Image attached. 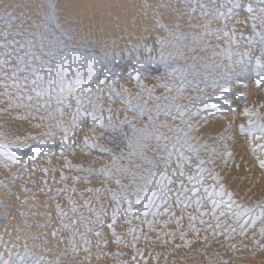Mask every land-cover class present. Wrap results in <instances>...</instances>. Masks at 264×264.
Masks as SVG:
<instances>
[{
    "label": "snow or ice",
    "instance_id": "6c2138e0",
    "mask_svg": "<svg viewBox=\"0 0 264 264\" xmlns=\"http://www.w3.org/2000/svg\"><path fill=\"white\" fill-rule=\"evenodd\" d=\"M181 3L185 5L184 15L189 17L188 26L196 28L200 34L182 35L180 16L164 22L153 13L156 17L154 28L164 38H153L155 48L147 42L137 43L128 45L123 53L135 66L127 72L129 82L137 85L135 93L127 88L117 91L119 81L112 78L116 74L109 67V62L119 61L121 54L87 47L77 32L59 23L52 3L46 4L49 11L42 13L43 23L25 20L23 15L14 16L12 11H8L9 5H4L0 11V21L3 22L0 24V97L8 105V110L13 107L27 109L29 115L44 112L46 121L56 120L54 126L63 134L60 141L62 155L63 149L72 151L78 145L85 152L95 149L111 161L110 166L106 164L99 172L93 173L106 186L89 189L95 200L83 201V212L71 200L68 201V211H61L60 206H56L55 217L59 227L51 230L50 237L58 244L67 243L72 253L78 254V249L90 253L93 243L90 237H95L98 250L110 245L128 249L130 259L123 260L119 252L113 254L122 260V264H147L144 251L138 249V244L142 238L145 243H152L143 235L145 229L160 237V233L155 232L157 226L165 230L174 226V231H165L164 235L173 237L179 234L185 246L189 244L186 239L189 232L194 236L205 233L204 240L211 235L228 241L233 238V233L243 237L251 229L264 240V203L255 208L237 205L233 194L222 186L220 179L208 167L213 163L211 157L217 154L216 150L213 148L205 153L207 159H203L202 149L191 140V133L198 131L192 123L193 118L204 120L202 113L211 110L222 114L218 105H208V99L224 100L229 104L232 115L236 114L226 97L217 95L206 99L207 92L216 93L219 89L230 93L234 82L247 78L254 80L257 89L264 87V0H181ZM149 7L144 5L145 9ZM161 7L168 11L167 5ZM240 13L246 14L252 33L250 37L243 35V29L237 37L236 29L229 23ZM193 19L203 21V31L192 24ZM213 22L220 23L221 27L213 30ZM257 22L261 31H257ZM26 24L30 25V30H26ZM205 37H214L216 46H205L199 50L212 52L214 61H227L226 64L216 63V71L211 76L207 73L213 65L203 64L205 72L201 73L196 69L195 56L192 64L185 62L180 66L178 63L185 59V48L189 53L193 52L195 49L191 45L204 44ZM189 40L191 43H186ZM241 46L247 51L231 50ZM96 51L101 54L96 55ZM141 53H146L147 58L142 59ZM150 65L163 67L165 78L172 83H163L159 87L172 95H155L153 89L141 83V77ZM238 86L247 87V84ZM187 92L195 95H185ZM243 115L247 118V126L240 125L239 135L254 145L252 151L259 154V166L264 169V123L251 109L245 108ZM86 127L118 139L119 154L114 155L111 149H103L90 142V139L99 137L90 138L85 134L80 140L79 136ZM47 135L51 136V133ZM227 139L231 137H220L221 142ZM11 147L0 144V149H4L0 151V160L16 164L17 157L9 155ZM220 155L225 161L231 157L226 144ZM67 163L65 161L66 167ZM24 164L23 170L27 171V162ZM4 166L8 168L10 165L6 163ZM69 171L81 172L84 169L70 168ZM209 177L215 182L214 186L208 185ZM17 179L20 177L14 173L13 182ZM66 179L61 172L60 180ZM72 179L74 183L79 180L77 177ZM88 179L85 176L83 181ZM0 187L7 191V184H0ZM8 194L12 195L11 192ZM101 195L104 196L103 201ZM217 197L221 198L219 202ZM137 206L141 207L137 209ZM222 206L226 211L221 210ZM232 206H235V215ZM205 208L209 210L205 211ZM245 216L248 218L243 219ZM0 219L6 220L7 214ZM229 220L232 223H228ZM184 221L189 222L188 231L184 230ZM35 227L51 229L52 225ZM117 228L125 230L118 232ZM61 232L68 233V236L58 238ZM105 233L108 234L107 239L103 238ZM7 244L0 238V246L4 248L0 252V264H59V260L44 259L51 253L44 252L39 245H34V250L30 251L27 240L22 252L19 248H8ZM253 244L264 251L255 238ZM230 247L235 250V245ZM113 256L102 252L97 255V260Z\"/></svg>",
    "mask_w": 264,
    "mask_h": 264
},
{
    "label": "rangeland",
    "instance_id": "374dc122",
    "mask_svg": "<svg viewBox=\"0 0 264 264\" xmlns=\"http://www.w3.org/2000/svg\"><path fill=\"white\" fill-rule=\"evenodd\" d=\"M6 1H7V3H6ZM3 0V1H1L0 2V8H1V5H2V10L0 9V11H3V9H4V4L6 5H9V6H11V7H9L8 9L11 11H13L14 12V15L16 16V17H18V16H21L22 14H23V16H25V14H26V16H25V18L26 17H28V18H26L25 20H34V21H39L40 23H42V21H41V19L43 20V17H42V13H44V12H48L49 11V9H47V7H46V4L47 3H52L53 5H55V8H56V16H57V18H58V21H59V23L64 27V28H68V29H72V30H74L75 32H77L78 34H79V36L81 37V38H83L84 40H85V43H86V46L88 45V47L89 48H92V49H101V48H104V49H106L108 52H110L111 53V51H112V53H115V52H118L119 51V54H121V55H123L122 53H124V51H125V49L127 48V46L130 44V45H135L134 44V42L136 43H143V41L144 40H146V31H144L143 30V32H145V33H143V35H142V39H141V34H139V35H137V37L136 36H133V35H131L130 36V34L129 33H127L126 31H124V32H122L121 33V31H123V29H122V27L118 30V28H117V24H116V22H117V19H116V17L120 14V4L122 3L121 1H117V0H112V2H114V4H115V7H116V10L110 15V14H108L107 16H104L103 14H102V12H98V8H96V9H92L93 7L91 6V7H88L85 11H83L82 9H84V5H85V1L83 0V2H85V3H83L82 1H79V2H77L78 0H76L75 2H73L74 3V5L72 4V6H70V1H67V3H62V2H60L59 0H29V2H28V0H25V2H24V0H15L16 2H17V4H15L16 2L14 1V0ZM9 1V2H8ZM19 1V2H18ZM21 1V2H20ZM32 1V2H31ZM33 1H34V3L35 4H33ZM61 1H63V0H61ZM4 2V3H3ZM22 2H23V4L26 6V8L24 7V5L22 4ZM60 2V3H59ZM117 2V3H116ZM28 3V4H27ZM37 3V4H36ZM68 3H69V5H68ZM12 4V5H11ZM14 4H15V6H14ZM59 4V5H58ZM61 4H63V7H64V5L67 7V5H68V10H67V8L65 7L64 9H63V7H62V5ZM67 4V5H66ZM76 4V5H75ZM79 4H81V7H80V5ZM145 4H148L150 7L149 8H147V9H145L144 8V5ZM28 5V6H27ZM30 5H31V9H30ZM41 5V6H40ZM117 5V6H116ZM162 5H167L168 6V13L170 14V15H172V16H176L177 14H178V12H176V11H182V10H184V7H185V5L184 4H182L181 3V0H156V4L155 5H151V3L149 2V1H145V0H143L142 1V4H141V7H140V9L138 10V11H135L134 13H136V15H138V16H140V17H145L147 14H149V13H151V11H152V9L155 7V9L157 10V11H160V15L159 16H161L162 15V13L163 12H165V10H164V8L163 7H161ZM19 8V7H21L22 8V6H23V8H22V11H21V9H20V12H19V9L17 8V7ZM33 6V7H32ZM59 6H61V7H59ZM17 8V9H15V8ZM27 7H29L28 9H27ZM37 7V8H36ZM73 7V8H72ZM77 8V12H78V14H77V12H76V8ZM114 7V5H110V9L108 10L107 8H106V11H104V12H106V13H111V9ZM11 8H13V9H11ZM42 8V9H41ZM60 8V9H59ZM71 10H70V9ZM26 9V10H25ZM34 9H36V10H34ZM37 9L40 11V9H41V11H40V13H39V11H37ZM81 11H80V10ZM182 9V10H181ZM8 10V11H9ZM33 11L32 13H31V11ZM64 10V11H63ZM67 10V11H66ZM75 11V13L77 14H75L73 11ZM88 10V11H87ZM26 11L28 12V13H26ZM83 11V12H82ZM108 11V12H107ZM16 12H18V14H16ZM23 12V13H22ZM37 12H38V14H37ZM72 12V13H71ZM183 12V11H182ZM25 13V14H24ZM30 13V14H29ZM74 13V14H73ZM79 13L81 14V15H79ZM83 13H85V14H83ZM19 14H21V15H19ZM31 15V16H27V15ZM61 14H62V16H63V14H67V15H64V17H62L61 16ZM72 14V15H71ZM198 14H199V12H198ZM18 15V16H17ZM33 15H34V17L36 18H34L33 17ZM41 15V16H40ZM72 16V17H70V16ZM73 15H75V17L73 16ZM254 15H255V13H254ZM38 16H40V17H38ZM66 16H67V19H66ZM69 16V17H68ZM79 18H78V17ZM81 16V17H80ZM86 16V17H85ZM184 16H186V15H184ZM183 16V17H184ZM246 17V16H245ZM39 18V19H38ZM69 18V19H68ZM77 18H78V20H77ZM66 21H65V20ZM71 19V20H70ZM62 20H64V21H62ZM68 20V21H67ZM18 22H19V20H17ZM1 23L0 24H2L3 22L2 21H0ZM165 22V21H164ZM124 25L126 24L125 22L123 23ZM122 24V25H123ZM213 27V28H212ZM214 27H216V28H218V26H215V24H213V26L211 25V28L212 29H215ZM259 23L257 22V30L258 31H261L260 29H259ZM249 29H251L250 27H249ZM26 30H30V29H26ZM250 31L251 30H249V35L251 36L252 35V33H250ZM113 32H114V34H113ZM121 33V37H120V33ZM119 33V34H118ZM161 33V32H160ZM126 34H127V36H126ZM145 34V35H144ZM155 34H157V33H155ZM155 34H153L152 36L153 37H156V36H159L158 34L157 35H155ZM114 36H115V38H114ZM117 36V37H116ZM122 36H124V37H122ZM132 36L134 37V38H132ZM149 36H151V34L149 35ZM249 36V37H250ZM118 37H119V39H118ZM131 37V38H130ZM144 37V38H143ZM128 38V39H127ZM140 40H139V39ZM115 39V40H114ZM127 39V40H126ZM129 39H133V40H129ZM139 40V41H137V40ZM144 39V40H143ZM142 40V41H141ZM126 41V42H125ZM145 42H147V41H145ZM153 42H154V40H153ZM133 43V44H132ZM136 43V44H137ZM127 44V45H126ZM110 48H111V51H109L110 50ZM115 50L114 52H113V50ZM121 52V53H120ZM208 53V52H207ZM210 53H212V52H210ZM95 54L96 55H100L101 53H100V51H96L95 52ZM120 55V60L119 61H116V60H112V61H110L109 62V67H111V69H112V72L113 73H115L116 75H113V79H117L119 82L117 83V85H116V88H117V91H120L122 88H127V89H129V91L131 90V93H135L136 91L135 90H137L138 91V88L137 87H133V86H137L136 84H135V82L133 83V82H129V79H128V75L126 74L127 72H125V70H127L128 68L129 69H134V65L133 64H131L130 62H129V59H128V57H125L124 55L123 56H121ZM141 55V58L142 59H146L147 58V54L146 53H141L140 54ZM211 55H213V54H211ZM145 56V58H143ZM121 57H123V58H121ZM205 57V56H204ZM203 57V58H204ZM208 57V58H207ZM207 57H206V60L204 61L205 63L206 62H208L210 65H212L211 64V59H210V56L207 54ZM123 59V61H121ZM209 59V60H208ZM179 62H182V61H179ZM187 63H188V61H186ZM119 63V64H118ZM184 64H185V61L183 62ZM182 63V64H183ZM214 63L216 64V63H218L216 60L214 61ZM213 63V69H211L212 70V72L211 71H208L210 74H212L213 72H215L216 71V69H215V67H214V64ZM181 63H179V65H180ZM182 64H181V66H182ZM184 64H183V66H184ZM207 64V63H206ZM200 66L198 67V68H196L199 72H200V70H201V73L203 72V71H205V68L202 66L203 65V62L202 63H200L199 64ZM127 68V69H126ZM200 69V70H199ZM209 73H207V74H209ZM102 77V76H101ZM117 77V78H116ZM166 74H165V72H164V69H163V67H159V66H148L147 67V69L145 70V73L142 75V77H141V83H143L144 85H145V87L146 88H151V89H153V91H154V94L155 95H158V96H163V95H165V94H167V95H172L171 93H166V90L165 89H162V88H160L159 87V85L160 84H163V83H172V81L171 80H167L166 78ZM103 78V77H102ZM144 81V82H143ZM253 82V80H252V78H247V79H245V80H242V81H237V82H235L236 84H242V83H246L247 85H250L251 83ZM249 83V84H248ZM132 87V88H131ZM135 88V89H134ZM134 89V90H133ZM258 91H260L259 89H258ZM189 93L190 92H188L187 94L189 95ZM146 94V93H145ZM186 93H185V95H187ZM229 94H231V95H229L230 97H232V98H235L239 103H248V106L250 107V108H247V109H251L252 110V112L253 111H255V112H253L254 114H257L258 113V116H257V119L261 122V123H264V110H263V107L261 108L259 105H260V103H259V101H258V103H257V101H256V103H255V101L253 102H251V104L252 105H250L249 104V96L248 95H245V94H237L235 91H233V89H231V92L229 93ZM192 95V93H190V95L189 96H191ZM226 95H228V94H226ZM240 96L241 98L240 99H237L236 98V96ZM248 97V98H247ZM0 99H2L1 101L3 102V98L2 97H0ZM207 99V98H206ZM209 101V100H208ZM212 102V101H211ZM211 102L209 101L208 102V105H210L211 104ZM179 103H187V101H179ZM210 103V104H209ZM255 103V104H254ZM2 104V105H1ZM3 104H5L4 102L3 103H1L0 102V109H2L3 107H5V105H6V108H3L2 110H0L1 112H0V115H2V116H0V127H1V129H0V135H2V133H4V131H3V129L5 130V137H7L9 140H10V143H9V140H7V138H5L3 135V137H1L0 136V144H1V142L3 143L4 142V140H5V142L6 143H4V144H7V142H8V144L7 145H11L12 147H11V149H10V154L11 155H16V157H17V161H16V163H18V162H22V160L23 161H25L26 160V158L28 159V158H30V160L33 162V163H38L40 160L39 159H41L42 157H43V153H44V150H43V147H41V146H43V144L42 143H48V141L50 142L53 138H51V136H53L54 134L55 135H59V129L57 130V129H55L56 127L54 126L55 125V123L57 122L56 120H54V122H53V120H45V117H46V113H44V112H39V113H37V112H32L31 113V115H29V113L27 112V109L24 111V110H20V109H18V111H17V108H15V107H13L12 108V110L14 111L15 110V116H14V113L12 114V110H11V112L10 113H7V115H6V112H8L9 110H8V105L7 104H5V105H3ZM253 104H254V106H253ZM262 104H264V101H263V103ZM207 106V105H206ZM256 106H258L257 108H256ZM149 107H152V105L151 104H149ZM252 107H253V109H252ZM255 107V108H254ZM260 108V110H258ZM5 109V110H4ZM256 109H257V111H256ZM3 111V112H2ZM5 111V112H4ZM21 111V112H20ZM228 111L230 112V109H228ZM2 113V114H1ZM21 113V114H20ZM23 113H25V116L23 115ZM27 113V114H26ZM231 113V112H230ZM10 114V115H9ZM18 114V115H17ZM203 114V113H202ZM3 115H5V116H3ZM21 115V116H20ZM23 115V116H22ZM212 116H210V118L209 119H214V120H216L217 118H219V114H216V113H214V114H211ZM230 115H232V113L230 114ZM6 117V118H5ZM18 117V118H17ZM213 117V118H212ZM2 118V119H1ZM5 118V119H4ZM220 119V118H219ZM7 120V121H6ZM4 121V122H3ZM6 121V122H5ZM194 121H197V122H194ZM51 122H53V124H51ZM200 122L202 123V120H200L198 117L197 118H193V121H192V123H193V125L195 126V127H197L198 129H200L199 131H200V133H201V131L203 132V133H209V134H212V137H211V135H209L208 133L205 135H203V133H198V131H197V133L198 134H196V131L195 132H193V134L191 133V140L193 141V144L194 145H196V146H198V147H201L202 146V148L201 149H203V148H205V147H203V144L204 145H209V143H210V141H211V146H214V147H216V149L214 148V147H211V148H209V149H215L216 150V152L218 153V150H219V155L218 154H216L218 157H216V155L215 156H213L214 157V159L211 157V159H213L212 161H213V163H211L210 165H208V167L209 168H211V169H214L213 171H214V173L217 175L218 173H219V175H218V178L220 179V181L222 182V184H224V185H222L228 192H231L232 194H233V199L235 198L236 199V197H237V199L235 200L237 203L236 204H238V203H240L241 201H243L242 202V204H239V205H244V207H248V208H255L258 204H262L263 202H261L262 201V198L261 197H259V198H257V196L259 195V193H258V183H257V181H254V179H257L256 177H255V175H254V172L253 173H250V171H249V169H247L246 170V174H244L245 173V170L243 171H241L240 172V174L238 173H234V174H232V171L230 170L232 167L231 166H233V163H234V156H233V154H231V157H232V160H231V157L227 160L228 162H226L224 159H222L221 158V156H220V151H222L223 152V148H224V145L226 144L227 145V147H228V151L230 150H232L231 149V147L233 146V139L231 138V139H228L227 141L226 140H224L223 142H221V140H219L220 139V137L219 136H223V131L222 130H219V129H217V128H215L216 127V125H214L212 128H208V129H206V131L204 130L205 129V127H206V125H203V124H201L200 125ZM1 123H2V126H1ZM8 124V126H6L7 124ZM19 123V124H18ZM21 123H24V125L23 124H21ZM12 125V126H10V125ZM16 124H18V126L19 125H21V126H19V128H18V126L16 125ZM50 124V125H49ZM5 126V128H4V126ZM13 125L16 127V128H14L13 127ZM22 125H23V127H25L24 129H23V127H22ZM53 125V126H52ZM50 127V129L48 130V128ZM53 127V129H51L52 127ZM66 126V125H65ZM203 126H204V129H203ZM8 127H12V128H14V130H15V133H14V130L11 128V130L8 128ZM22 127V128H21ZM55 127V128H54ZM7 128V129H6ZM201 128L203 129V130H201ZM213 128L216 130L215 132H213L214 130H213ZM17 129V130H16ZM21 129V131H19ZM9 130V133H7L6 131H8ZM13 130V131H12ZM48 131V132H46V131ZM54 130V132H52ZM208 130V131H207ZM211 130V131H210ZM213 130V131H212ZM17 131V132H16ZM19 131V132H18ZM51 131V133H53V134H51V136H49V135H47L49 132ZM55 131H57V132H55ZM10 132H11V134H10ZM47 134H46V133ZM88 133V134H90V135H88L90 138L91 137H93V136H96V137H99L98 139H96V140H92V139H90V141H91V143H94V144H99L100 145V147L101 148H103V149H111V147H109V145L108 144H111V145H113L114 147H119V144H120V141L118 140V139H116V138H114L111 134H103V133H100V132H94V131H91L90 130V128L89 127H86L85 128V130H84V132H82L83 134L84 133ZM213 132V133H212ZM18 133H19V135H18ZM44 133V134H43ZM57 133V134H56ZM86 133V134H87ZM216 133V134H215ZM220 133H222V134H220ZM7 134L9 135V136H11V137H8L7 136ZM82 134V136H81V134H80V140L81 139H83L84 138V135ZM195 134V135H194ZM14 135V136H13ZM15 135H17V136H15ZM42 135V136H41ZM45 135V136H44ZM60 135H61V132H60ZM197 135V136H196ZM203 135V136H202ZM208 135L210 136L209 138H210V140H208L209 138H208ZM20 136H21V138H20ZM24 138H23V137ZM39 136V137H38ZM44 136V137H43ZM62 136H63V134H62ZM194 136V137H193ZM198 136L200 137V138H198ZM202 136V137H201ZM213 136H215V137H213ZM12 137L15 139V142L13 141V139H12ZM16 137H17V140H16ZM31 137H35V139L37 138L38 139V141L36 142L35 141V139H31ZM41 137H43L42 139H41ZM47 139H46V138ZM83 137V138H82ZM204 137V138H203ZM217 137V138H216ZM193 138V139H192ZM196 138H198V140L196 139ZM203 138V139H202ZM206 138H207V140H206ZM21 139L23 140V141H21ZM36 139V140H37ZM201 139V143L199 142V140ZM7 140V141H6ZM44 140V141H43ZM47 140V141H46ZM195 140H196V143L198 144H196L195 143ZM203 140H205L204 142L206 143H203L202 141ZM214 140V141H213ZM217 140H219V142H218V144H217ZM231 140H232V142H231ZM12 141L14 142V143H12ZM18 142V143H17ZM22 142V143H21ZM37 144H35V143ZM40 142H42V143H40ZM107 142H108V144H107ZM230 142H231V144H230ZM34 143V144H33ZM199 143H200V146H199ZM221 143L223 144L222 146L223 147H221ZM229 143V144H228ZM249 143H251V142H249ZM248 143V144H249ZM39 144H41L40 146H39ZM214 144V145H213ZM216 144H217V146H218V148H217V146H216ZM220 144V145H219ZM248 144L246 145V148H247V152H249V153H251V155H250V160H248V162H249V166L250 165H254V166H258L259 167V169L261 170L262 168H260V159H259V155L258 156H256L257 154H255V156H254V154H253V152L251 151L252 150V148H253V144L251 143L249 146H248ZM14 145V146H13ZM252 145V146H251ZM31 146H33V148H31ZM61 145L60 144H58V145H56V147L57 148H60L61 150H62V148L60 147ZM210 146V145H209ZM36 147H38V148H36ZM55 147V148H56ZM38 150V151H36V149ZM40 148L42 149V150H40ZM77 148V149H76ZM208 148H205V150L203 149L202 151H201V156H202V158L203 159H207V157H206V155H204L205 153H207V152H209L210 150H208ZM222 148V149H221ZM230 148V149H229ZM33 149H35V151H36V153H38V152H40L39 154H36L34 151H33ZM0 150H3V149H0ZM208 150V151H207ZM4 151V150H3ZM12 151V152H11ZM69 150H67V148H65V149H63V152L65 153L64 155H60L58 158H57V160L59 161V162H64L65 163V159H66V161L68 162V159H69V162H68V166H69V164L71 165V166H69V168H67L66 169V176H67V178L69 179L70 177H71V180H68V181H71L70 182V184H71V186H74V185H77L78 183V185H82V187H85V188H87L86 190H88V192H89V189H90V187H91V189H93L92 187H94V189H96V187L97 186H95L94 185V182H95V180H97L98 182L96 183V185H98L100 188H103V187H105L106 185L102 182V180L101 179H98V178H96L94 175H93V173H96V172H99V170H100V167L101 168H103L105 165H106V162L107 161H109V162H107V165H109L110 166V164H108V163H110L111 161H110V158L107 156V155H105V154H103V153H101V152H99V151H96L95 149H90V150H88L87 152H85V151H83L81 148H80V146H78L77 147V145H75L74 146V150L73 151H69ZM206 151V152H205ZM32 152H34L33 154H36V156L35 155H33L32 154ZM67 152V153H66ZM112 152H113V154L114 155H118L119 154V152H120V150L119 151H114L113 149H112ZM33 156H35V157H33ZM68 154V155H67ZM74 155L75 154V156H78L79 154V156H78V158L80 157V156H82V154H83V156L81 157V159L79 160L80 161V163H79V161H77L76 160V162H77V164H79V165H77L76 166V163L74 164V160L72 159V156H70V155ZM204 155V156H203ZM63 156V157H62ZM86 156L88 157V158H86ZM34 158L33 160H32V158ZM62 157V158H61ZM70 157V158H69ZM83 157H85L86 159H84ZM205 157V158H204ZM220 157V158H219ZM65 158V159H64ZM93 159V160H90V159ZM21 159V160H20ZM25 159V160H24ZM94 159L96 160V163L98 164H96L95 163V161H94ZM98 159H102V160H98ZM29 160V159H28ZM71 160V161H70ZM83 160V161H82ZM85 160V161H84ZM98 160V161H97ZM103 160H105V164H104V161ZM215 160H217V162L215 161ZM230 160V161H229ZM87 161H90V162H87ZM71 162H73V163H71ZM252 162V163H251ZM222 163V164H221ZM231 163H232V165H231ZM86 164V165H85ZM94 165L93 167L91 166V165ZM216 164H218V166L216 165ZM221 164V165H220ZM226 164V165H225ZM230 164V165H229ZM96 165V166H95ZM225 165V166H224ZM240 165V164H239ZM238 165V166H239ZM67 166V167H68ZM228 166H230L231 168H228ZM249 166L247 167V168H249ZM64 167H66L65 165H64ZM82 168V169H84L85 168V170L84 171H81V172H75V171H71V172H69V169L70 168ZM217 167H218V169H217ZM222 167V168H221ZM225 167V168H224ZM227 167V168H226ZM89 168V169H88ZM93 168V169H92ZM226 169V170H224V169ZM87 169V170H86ZM222 169L224 170V171H222ZM94 170V171H93ZM217 172H216V171ZM228 170V171H227ZM263 170V169H262ZM222 171V172H221ZM68 172V173H67ZM225 172V173H224ZM263 173H264V170L262 171ZM72 173H73V175L74 176H72ZM71 175V176H69V175ZM221 174V175H220ZM222 175H223V177H222ZM225 175H227V177H225ZM230 175V176H229ZM247 175H250V180H249V183H247V181H248V178H249V176H247ZM65 176V177H66ZM85 176H88L89 177V179L87 180V182H84L83 181V178L85 177ZM244 176V177H243ZM73 177H77V178H79V180H78V182H73L72 183V181H73ZM230 177V178H229ZM232 177H234V178H232ZM252 177V178H251ZM243 178V179H242ZM247 180H245V179ZM209 179H210V177H209ZM224 179V180H223ZM228 179V180H227ZM229 179H230V181H229ZM238 179V180H237ZM239 179H240V181H239ZM245 180V181H244ZM99 181H100V183H99ZM233 181H234V184H233ZM235 181H237V182H235ZM239 181V182H238ZM252 181H253V183L255 184V182H256V185H254L253 183H252ZM92 182V185H94V186H90V183ZM208 182H209V184H210V187L211 186H214V183L215 182H213L211 179L210 180H208ZM224 182V183H223ZM227 182H228V184H227ZM231 182V183H230ZM245 182V183H244ZM230 183V184H229ZM242 183H244V187H243V184ZM86 184V185H85ZM102 184V185H101ZM208 184V185H209ZM237 184H238V190H237ZM248 186V188L247 187H245L246 185ZM85 185V186H84ZM90 187H89V186ZM231 185V186H230ZM88 186V187H87ZM108 187H111V185H107ZM226 186V187H225ZM229 186V187H228ZM243 188H242V187ZM250 186H252V188H250ZM234 187V188H233ZM240 188H242L243 190H241ZM246 188V189H245ZM0 189H3L2 191L5 193V188L4 187H0ZM251 189H254L253 191L251 190ZM218 190V189H217ZM230 190H232V191H230ZM237 192H236V191ZM234 191H235V193H234ZM239 191V192H238ZM242 191H243V193H242ZM249 192L248 194H246L247 192ZM252 193H251V192ZM256 191V192H255ZM246 192V193H245ZM255 192V193H254ZM6 193H9L8 192V190L6 191ZM5 193V194H6ZM90 193V192H89ZM88 193V194H89ZM238 195H237V194ZM245 193V194H244ZM258 193V194H257ZM235 194H236V196H235ZM241 194H242V196H241ZM244 194V195H243ZM251 194V195H250ZM248 195V196H247ZM90 196H91V199H92V201L94 202V200H95V197H94V195L91 193L90 194ZM244 196V198H242ZM246 196V197H245ZM249 196H250V198H252V199H250L249 198ZM253 196V197H252ZM52 197V198H51ZM255 197V198H254ZM239 198H240V200H239ZM249 198V200H247V199ZM217 199V198H216ZM219 199H221V198H219ZM247 201L248 202V204H251L250 206L247 204V203H245V201ZM254 199V201H252ZM52 200V201H51ZM101 200L103 201L104 200V196L103 195H101ZM226 200V199H225ZM256 200L258 201V202H256ZM260 200V201H259ZM53 201H55V197L54 196H49L48 197V202L50 203H52V204H55V202H53ZM217 201L219 202L220 200H218L217 199ZM250 201V202H249ZM253 204H252V203ZM3 203L1 202V200H0V211L2 212H0V217H3V216H5L6 214H7V219L6 220H3V219H0V225H3V224H5L6 223V221H8V218H9V214H8V212L7 211H5V212H3V210L5 209V208H3ZM97 207H99L98 205H97ZM139 207H141V206H137V209H139ZM137 209H134V210H137ZM232 209H233V215H235V206H232ZM206 210H209L208 208L206 209ZM205 210V211H206ZM221 210H225L226 211V209H223V206H222V209ZM219 211V210H218ZM23 212V211H22ZM20 212L19 213V215H18V218H19V220L21 221V222H23V224L27 227V230L29 229V230H32V231H28L29 232V235H30V237H33L34 235H35V233H34V229L36 228L35 227V220H33L32 218H31V216H30V213L28 214L27 212ZM21 213L23 214V215H21ZM248 217L247 216H245V217H243V219H247ZM189 222L188 221H184V230L185 231H188L187 230V224H188ZM228 223H232V221H228ZM198 227H199V224L197 225ZM257 227H259V225H257ZM156 230H155V232H157L158 230H159V233L160 232H162L161 234V236L158 238L155 234H154V232H152V231H149V230H147L146 229V231H148V232H152L151 233V235L152 234H154L155 236H150V237H148V239L149 240H151V241H153L152 242V244H154V240H155V244H156V242H158V241H160V240H162V239H164V241L162 242V241H160V244L159 243H157L156 244V246H158L159 248L160 247H162V249H164V254L166 253V255L168 254V252H169V254L167 255V257L168 258H166V257H164V258H166V260L164 259V260H161L159 263L160 264H166V262L168 261L167 259H169L170 258V260L172 261V263H171V261L169 260V262H168V264H176L177 262V260H178V262L179 263H177V264H222V262H226V264H264V251H262L261 250V248L260 247H257L256 246V244H253V238H255V239H257V240H259V241H257L256 240V242L259 244V245H261V247H264V240H262L261 241V239H260V236L258 237V232H256V231H253V230H251V229H248L247 230V234H250L249 236H247V234L246 235H244L242 238H243V240L241 239V237L240 236H237L235 233H233V238L232 239H234V240H232V239H229L228 241H223L222 239L223 238H221L220 240H217V239H215V238H213L212 239V237H211V235H209V239H208V241H210L209 243H208V241L207 240H204V236H205V233H201L200 234V236H194V235H191V232L190 233H188V235H190V237H186V238H188L187 240L188 241H190L189 242V244L185 247V246H183V241L181 240V238L179 237V234H177V235H175V236H173L172 238H173V240H172V238L170 239V237H168V236H165L164 235V233H165V231H174L175 230V228H174V226H170L168 229H160L158 226L155 228ZM31 232V233H30ZM34 235H33V234ZM150 233H148L149 235H150ZM256 233V234H255ZM258 233V234H257ZM33 235V236H32ZM178 236V237H177ZM237 236V237H236ZM152 237V238H151ZM156 237V238H155ZM174 237H176V238H174ZM236 237V238H235ZM247 237V238H246ZM166 238V239H165ZM154 239V240H153ZM159 239V240H158ZM190 239V240H189ZM241 239V240H240ZM169 240H171V241H173V243L171 242V244H170V242H169ZM197 240V241H196ZM199 240V241H198ZM202 240H204V242L202 241ZM214 240V241H213ZM217 240V241H216ZM223 241V242H220V241ZM213 241V242H212ZM219 241V242H218ZM236 241V242H235ZM245 243L246 241L247 242H250V244L249 243H247L246 242V244L244 245V243ZM216 242L218 243L217 245H216ZM240 244H239V243ZM167 243V245L169 244V246H167V245H165ZM197 243V244H196ZM200 243H202L201 245H200ZM213 243V244H212ZM162 244V245H161ZM173 244V245H172ZM216 245V247L215 246H213V245ZM248 244H249V246H248ZM231 245H235V250H233L232 249V247H230ZM166 246V247H165ZM174 246V247H173ZM31 248V244H30V246H29V249ZM168 248V250H165V249H167ZM172 248V249H171ZM174 248V249H173ZM176 248H178V249H176ZM203 249H204V253L202 252L203 251ZM248 249H252L251 251H248ZM177 250V253L178 254H175L176 251ZM162 251V250H161ZM172 251H173V253H172ZM172 256V257H171ZM174 256V257H173ZM173 258H175V259H173ZM173 259V260H172ZM159 260V259H158ZM158 260L155 262V264L156 263H158ZM164 261H165V263H164Z\"/></svg>",
    "mask_w": 264,
    "mask_h": 264
},
{
    "label": "bare ground",
    "instance_id": "6f19581e",
    "mask_svg": "<svg viewBox=\"0 0 264 264\" xmlns=\"http://www.w3.org/2000/svg\"><path fill=\"white\" fill-rule=\"evenodd\" d=\"M1 1H3V0H0V2ZM6 1V0H5ZM15 1V0H14ZM35 1V0H34ZM34 1H33V4H35L34 3ZM60 2H62V3H67V1H70V6H72V4L74 5V3L73 2H75L76 0H63V1H61V0H59ZM79 1H82L83 2V0H78L77 2H79ZM85 2H83V3H85V5H84V9H82L83 11H85L88 7H93L92 9H96V8H98V12H102V14L104 15V16H107L108 14H112L115 10H116V7H115V4H114V2H112V0H84ZM117 1H121L122 3L120 4V14L116 17V19H117V22H116V24H117V28H118V30L122 27V29H123V31H121V33L122 32H124V31H126L127 33H129L130 34V36L131 35H133V36H136L137 37V35H139V34H141V39H142V35H143V33H145V32H143V30L145 29V28H147L148 29V31H146V40H144L143 41V43L145 42V41H147V43L148 44H150V45H152L154 48H155V44H154V42H153V34H155V33H157L162 39L164 38L163 36H162V34L160 33V31L158 30V29H156V28H154V21H155V18L156 17H154L152 14L153 13H156L158 16L160 15V11H157L156 9H155V7L152 9V11H151V13H149V14H147L145 17H140V16H138V15H136V13H134L135 11H138L139 9H140V7H141V4H142V1L143 0H117ZM146 2L147 1H149L150 3H151V5H155L156 4V0H145ZM9 2V1H8ZM16 2V1H15ZM19 2V1H18ZM21 2V1H20ZM24 2H25V0H24ZM28 2H29V0H28ZM32 2V1H31ZM59 2V3H60ZM4 3V2H3ZM6 3H7V1H6ZM30 3V2H29ZM76 3V2H75ZM80 3V2H79ZM117 3V2H116ZM15 4H17V2L15 3ZM15 4H14V6H15ZM22 4H23V2H22ZM28 4V3H27ZM37 4V3H36ZM5 5V4H4ZM7 5V4H6ZM12 5V4H11ZM24 5V4H23ZM59 5V4H58ZM62 5V7H63V4H61ZM67 5V4H66ZM68 5H69V3H68ZM68 5H67V7H68ZM76 5V4H75ZM80 5V7H81V4H79ZM110 5H114V7L111 9L112 11H111V13H106V12H104V11H106V8L109 10L110 8ZM28 6V5H27ZM41 6V5H40ZM117 6V5H116ZM11 7V6H10ZM17 7V6H16ZM24 7L26 8V6L24 5ZM33 7V6H32ZM59 7H61V6H59ZM61 7V8H62ZM66 6L64 5V7H63V9L65 8ZM66 7V8H67ZM1 8H2V5H1ZM0 8V9H1ZM15 8V7H14ZM18 8V7H17ZM17 8H15V9H17ZM22 8H23V6H22ZM22 8L21 7H19L18 9H19V12H20V9H21V11H22ZM29 7H27V9H28ZM37 8V7H36ZM73 8V7H72ZM76 8V7H75ZM78 8V7H77ZM77 8L75 9L76 10V12L78 11L77 10ZM11 9H13V8H11ZM17 9V10H18ZM30 9H31V5H30ZM42 9V8H41ZM41 9H40V11H41ZM60 9V8H59ZM70 9V8H69ZM2 10V9H1ZM9 10V9H8ZM26 10V9H25ZM34 10H36V9H34ZM33 10V11H34ZM67 10H68V8H67ZM66 10V11H67ZM71 10V9H70ZM80 10V9H79ZM182 10V9H181ZM10 11V10H9ZM12 11V10H11ZM31 11V10H30ZM33 11H31V13L33 12ZM37 11H39L38 9H37ZM40 11H39V13H40ZM64 11V10H63ZM73 11V10H72ZM81 11V10H80ZM82 11V12H83ZM88 11V10H87ZM183 11V10H182ZM182 11H176V12H178V14L176 15V16H180L181 17V19H180V23L183 25V27H182V29L180 30L181 31V34L183 35V34H186V33H190L191 35H199L200 33L198 32V31H196V28H194V27H190V26H188V24H187V20L189 19V17H187V16H184V11L182 12ZM13 12V11H12ZM29 12V11H28ZM27 11H26V13H28ZM42 12V11H41ZM74 13H75V11H73ZM108 12V11H107ZM14 13V12H13ZM23 13V12H22ZM72 13V12H71ZM73 13V14H74ZM16 14H18V12H16ZM25 14V13H24ZM30 14V13H29ZM27 15V16H31V15ZM37 14H38V12H37ZM76 14V13H75ZM77 14H78V12H77ZM76 14V15H77ZM83 14H85V13H83ZM19 15H21V14H19ZM23 15V14H22ZM39 15V14H38ZM42 15V14H41ZM40 15V16H41ZM64 15H67V14H63V16H62V14H61V16L62 17H64ZM72 15V14H71ZM79 15H81L80 13H79ZM196 15L198 16L199 14H198V12L196 13ZM15 16V15H14ZM18 16V15H17ZM25 16H26V14H25ZM25 16H24V18H25ZM40 16H38V17H40ZM70 16V15H69ZM68 16V17H69ZM74 17H75V15H73ZM184 16V17H183ZM246 14H244V13H240L237 17H236V19L235 20H232V21H229V23L230 24H232L233 25V27L236 29V35H237V37H239L240 35H241V29H243V35H245V36H250L249 35V30H251V29H249V22L247 21V19H246ZM19 17V16H18ZM33 17H34V15H33ZM70 17H72V16H70ZM78 17V16H77ZM81 17V16H80ZM86 17V16H85ZM161 19H162V21H165V22H168L173 16L172 15H170L168 12H163L162 13V15L161 16H159ZM26 18H28V17H26ZM25 18V19H26ZM35 18V17H34ZM37 18V17H36ZM35 18V19H36ZM79 18V17H78ZM78 18H77V20H78ZM39 19V18H38ZM66 19H67V16H66ZM69 19V18H68ZM32 20V19H31ZM65 20V19H64ZM64 20H62V21H64ZM71 20V19H70ZM237 20H239L240 22L239 23H237L236 21ZM41 21H42V23H43V20L41 19ZM66 21V20H65ZM68 21V20H67ZM37 22H39V21H37ZM126 23L125 25L123 24V23ZM1 23V22H0ZM17 24H19V22L17 21ZM123 24V25H122ZM192 24L193 25H195L196 27H198L199 29H200V31H203V21H199V20H196V19H193L192 20ZM213 24H215V26H218V28L219 27H221V25H220V23H218V22H213ZM213 24H212V26H213ZM26 29H30V25H25L24 26ZM213 28V27H212ZM215 29H217L216 27H214ZM215 29H213V30H215ZM259 29H260V27H259ZM261 30V29H260ZM258 31V30H257ZM143 32V33H142ZM120 33V32H119ZM118 33V34H119ZM121 33H120V37H121ZM250 33H251V31H250ZM113 34H114V32H113ZM144 34V35H145ZM151 34V36H149ZM157 34H155V35H157ZM153 35V36H152ZM126 36H127V34H126ZM132 36V38H134ZM117 37V36H116ZM122 37H124V36H122ZM114 38H115V36H114ZM131 38V37H130ZM144 38V37H143ZM118 39H119V37H118ZM128 39V38H127ZM126 39V40H127ZM139 39V38H138ZM115 40V39H114ZM129 40H133V39H129ZM137 40V39H136ZM140 40V39H139ZM139 40H137V41H139ZM209 40H211L212 42L211 43H208V41ZM142 41V40H141ZM126 42V41H125ZM239 42V41H238ZM137 43V42H136ZM135 42H134V44H136ZM186 43H191V41L189 40V41H187ZM131 44V43H130ZM129 44V45H130ZM133 44V43H132ZM127 45V44H126ZM220 45H221V47H223V41H221L220 42ZM195 50L193 51V52H191V53H189L188 51H187V49L185 48L184 49V56H185V59L182 61V62H178V63H183L184 61L186 62V61H188V64H192L193 63V60H192V57L193 56H195L196 58H197V60L195 61V63H196V68H198L200 65V63H202L203 62V64H208V65H210L208 62H204L205 60H206V57H207V54L210 56V59H211V64L213 65V63H214V60H212V55L211 54H213V53H210V52H202V51H200L199 49L201 48V47H205V46H207V47H209V48H215V46H216V40H215V38L214 37H205L204 38V44H201V45H196V44H192L191 45ZM87 47H88V45H87ZM113 50V49H112ZM233 52H236V51H239V52H241V53H243L244 51H247V49L245 48V47H243V46H241L239 49H236V48H233V49H231ZM109 51H111V48H110V50ZM115 50H113V52H114ZM111 53H112V51H111ZM115 53H119V51L118 52H115ZM121 53V52H120ZM123 54V53H122ZM121 56H123V55H121ZM205 56V57H204ZM126 57V56H125ZM204 57V58H203ZM121 58H123V57H121ZM143 58H145V56L143 57ZM208 58V57H207ZM235 59V58H234ZM120 60V59H119ZM209 60V59H208ZM121 61H123V59L121 60ZM218 63H227V61L225 60V61H220L219 59H217L216 60ZM124 62V61H123ZM130 62V61H129ZM119 64V63H118ZM181 64H180V66H181ZM184 64V63H183ZM183 64H182V66H183ZM215 64V63H214ZM127 69V68H126ZM213 69V68H212ZM128 70H130L129 68L127 69V70H125V72H128ZM200 70V69H199ZM214 70V69H213ZM198 71V70H197ZM211 72H212V70H210ZM200 72H201V70H200ZM205 71H203L202 73H204ZM209 73V72H208ZM127 74V73H126ZM209 76H211L212 74H208ZM102 78V77H101ZM117 78V77H116ZM253 80V79H252ZM142 81V80H141ZM144 82V81H143ZM134 83V82H133ZM249 84V83H248ZM133 87H137V86H133ZM132 88V87H131ZM135 89V88H134ZM133 89V90H134ZM231 89H233V91H235L237 94H245V95H248L249 96V104L250 105H252L251 104V102L253 101H257V103H258V101H259V103H260V107L262 108L263 107V110H264V104H262L263 103V101H264V87H262V88H260L259 90L260 91H258V89L255 87V83H254V80H253V82L250 84V85H247V87H243V86H238V84H236L235 82L232 84V86H231ZM136 92H137V90H135ZM130 92H131V90H130ZM188 93V92H187ZM186 93V94H187ZM190 93H192V92H190ZM190 93H189V95H190ZM226 94H228V95H226ZM188 95V94H187ZM188 95V96H189ZM192 95H195V93H192ZM191 95V96H192ZM222 96V97H226L227 98V100L230 102V105H231V108L232 109H235V115H230L231 113L228 111V109H229V104L228 103H225L224 102V100H222V99H216V98H212V99H208L210 102H211V104L210 105H218L219 106V108L220 109H222V114H219V118H217L216 120H214V119H209L210 118V116H212L211 114H214V113H216L215 112V110H211V111H209V112H204L202 115L205 117V119L204 120H202V123L200 122V125L201 124H203V125H206V127H205V129H204V126H203V129L206 131V129H208V128H212L214 125H216V127L215 128H217V129H219V130H222L223 131V137H231L232 139H233V146L231 147V151L229 150V152H231V154H233V156H234V163H233V166H228V168H231L230 170L232 171V174H234V173H239L240 174V172L244 169L245 170V173L244 174H246V170L247 169H249V171H250V173H253L254 172V175H255V177L257 178V179H254V181H257V183H258V193H259V195L257 196V198H259V197H261L262 198V201L261 202H263L264 203V173L262 172L263 170L261 169H259V167L258 166H254V165H250L249 166V162H248V160H250L249 158H250V155H251V153H249V152H247L246 150H247V148H246V145L250 142L246 137H244V136H241V135H239V131H238V129H239V127H240V125L241 124H244L245 126H247V118L243 115V111H244V109L245 108H250L249 106H248V103L246 102V103H239L235 98H232V97H230L229 95H231V94H229V93H225V92H220L219 91V89H217V92L216 93H212L211 91H209V92H207L206 94H205V98H208V97H214V96ZM238 96V95H237ZM237 96H236V98H237ZM248 98V97H247ZM2 99H0V102L1 103H3L2 101H1ZM208 101V102H209ZM256 101H255V103H256ZM254 103V104H255ZM6 104V103H5ZM5 104H3V105H5ZM254 104H253V106H254ZM2 105V104H1ZM0 105V106H1ZM206 106V105H205ZM258 106H256V108H257ZM1 108V107H0ZM3 108H6V105H5V107H3ZM2 108V109H3ZM255 108V107H254ZM2 109H0V110H2ZM252 109H253V107H252ZM5 110V109H4ZM26 110V109H25ZM24 110V111H25ZM258 110H260V108L258 109ZM13 111V110H12ZM17 111H18V109H17ZM256 111H257V109H256ZM1 112V111H0ZM3 112V111H2ZM5 112V111H4ZM11 111H8V112H6V115H7V113H10ZM15 112V110L12 112V114ZM19 112V111H18ZM21 112V111H20ZM27 112H28V110H27ZM253 112H255V111H253ZM252 112V113H253ZM2 114V113H1ZM21 114V113H20ZM27 114V113H26ZM254 114V113H253ZM10 115V114H9ZM18 115V114H17ZM23 115L25 116V113H23ZM22 115V116H23ZM0 116H2V115H0ZM3 116H5V115H3ZM14 116H15V113H14ZM21 116V115H20ZM6 118V117H5ZM4 118V119H5ZM213 118V117H212ZM2 119V118H1ZM7 121V120H6ZM5 121V122H6ZM4 122V121H3ZM53 122H54V120H53ZM53 122H51V124H53ZM194 122H197V121H194ZM55 123V122H54ZM7 124V123H6ZM19 124V123H18ZM18 124H16L17 126H18ZM21 124H23L24 125V123H21ZM10 125V124H9ZM15 125V126H16ZM23 125H22V127H23ZM50 125V124H49ZM1 126H2V123H1ZM4 126V125H3ZM6 126H8V124L6 125ZM10 126H12V125H10ZM14 125H13V127L14 128H16ZM19 126H21V125H19ZM19 126H18V128H19ZM53 126V125H52ZM51 126V127H52ZM21 127V128H22ZM49 127V126H48ZM4 128H5V126H4ZM10 130H11V128L10 127H8ZM14 128H12L13 130H14ZM25 127H23V129H24ZM55 128V127H54ZM0 129H1V127H0ZM7 129V128H6ZM50 129V127L48 128V130ZM51 129H53V127L51 128ZM55 129H57V128H55ZM202 128H201V130H203ZM12 130V131H13ZM17 130V129H16ZM58 130V129H57ZM200 129H198V133H200V131H199ZM214 130V131H213ZM213 132H215L216 130L213 128ZM3 131H4V133H2V135L4 136L5 135V130L3 129ZM19 131H21V129L19 130ZM18 131V132H19ZM46 131V130H45ZM208 131V130H207ZM211 131V130H210ZM7 133H9V130L8 131H6ZM17 132V131H16ZM46 132H48V131H46ZM45 132V133H46ZM52 132H54V130L52 131ZM55 132H57V131H55ZM195 132V131H194ZM204 132V131H203ZM202 131H201V133H203ZM212 132V133H213ZM14 133H15V130H14ZM49 133H51V131L49 132ZM87 133V132H86ZM86 133H81V136H82V134L83 135H85ZM197 133V131H196V134H198ZM200 133V134H201ZM208 133V132H207ZM206 133V134H207ZM210 133V132H209ZM208 133V134H209ZM1 134V133H0ZM10 134H11V132H10ZM44 134V133H43ZM47 134V133H46ZM51 134H53V133H51ZM57 134V133H56ZM193 134V133H192ZM205 133H203V135H204ZM205 134V135H206ZM216 134V133H215ZM220 134H222V133H220ZM2 135H0L1 137H3ZM12 135V134H11ZM18 135H19V133H18ZM87 135H90V134H88L87 133ZM195 135V134H194ZM202 135V136H203ZM209 135H211V137H212V134H209ZM208 135V138L210 137ZM6 136V135H5ZM4 136V137H5ZM7 136L8 137H11V136H9L8 134H7ZM14 136V135H13ZM15 136H17V135H15ZM42 136V135H41ZM45 136V135H44ZM43 136V137H44ZM91 136V135H90ZM197 136V135H196ZM201 136V137H202ZM207 136V135H206ZM3 137V138H4ZM23 137V136H22ZM39 137V136H38ZM37 137V138H38ZM43 137H41V139L43 138ZM194 137V136H193ZM213 137H215V136H213ZM219 137H221V136H219ZM5 138H7V137H5ZM20 138H21V136H20ZM24 138V137H23ZM36 138V139H37ZM46 138V137H45ZM51 138H53L50 142L48 141V143H42V142H40V143H42L43 144V146H41V147H43V150H44V153H43V157L41 158V159H39L40 161L38 162V163H33L31 160H30V158H26V160L25 161H23L22 160V162H18V163H16V164H10V161H3V160H0V184H7V190H8V192H11L12 193V195L10 196L8 193H6V191H5V193L2 191L3 189H0V200H1V202L3 203V208H5L4 210H3V212H5V211H7L8 212V214H9V218H8V221H6V223L5 224H3V225H0V238H2V241L3 242H8V244H7V247L8 248H13V247H15V248H19L20 250H21V252L23 251V248L25 247V244H24V241L25 240H27V242H28V247L30 246V244H31V248L29 249L30 251H33L34 250V245H39V247H40V249H43V251L44 252H50L51 254L50 255H47V256H45L44 257V259H47V260H59V264H122V260H120V259H116L114 256H113V254L114 253H117V252H119L120 254H121V257L123 258V260H127V259H130L131 258V253H130V251L128 250V249H123V248H121V247H117V246H115V245H110L108 248H105V249H101V250H98L96 247H95V243H96V238L95 237H90V239H92V241H93V243H92V246H91V252L90 253H85L84 251H83V249H78V254H75V253H72L69 249H68V245H67V243H65V244H58L56 241H53L52 239H51V237H50V232H51V230H54L55 228H57V227H59V223H58V220H57V218L55 217V209H56V206L57 205H59L60 206V208H61V211H68L69 210V204H68V201L69 200H71V201H73L74 203H75V206H77V207H80L81 208V211L83 212L84 211V209L81 207V204H82V202L83 201H90V202H93L92 201V199H91V196H90V194L91 193H89L88 192V190H86L87 188H85L86 186V184L84 185L85 187H82V185L80 184V185H74V186H71V184H70V182L71 181H68V180H71V177L69 178V179H66L65 181H61L60 180V173L61 172H63V174H64V176H66V169L67 168H69V166H71L70 164H69V166H68V163H67V166L68 167H64V165H65V163L64 162H59L58 160H57V158L60 156V155H62L61 154V152H62V150L60 149V148H57L56 147V145H58V144H60V141H61V139H62V133H61V135H60V131H59V135H53V136H51ZM79 138H80V136H79ZM83 138V137H82ZM198 138H200L199 136H198ZM198 138H196L197 140H198ZM204 138V137H203ZM202 138V139H203ZM217 138V137H216ZM1 139V138H0ZM12 139H13V141L15 142V139L12 137ZM35 139V141L37 142L38 141V139L36 140ZM47 139V138H46ZM193 139V138H192ZM7 140H9L8 138H7ZM6 140V141H7ZM11 140V139H10ZM10 140H9V143H10ZM16 140H17V137H16ZM82 140V139H81ZM206 140H207V138H206ZM208 140H210V138L208 139ZM220 140V139H219ZM219 140H217V144H218V142H219ZM228 140V139H227ZM226 140V141H227ZM12 141V143H14ZM18 141V140H17ZM21 141H23L22 139H21ZM44 141V140H43ZM47 141V140H46ZM205 140H203L202 142L203 143H205L204 142ZM214 141V140H213ZM39 142V141H38ZM91 142V141H90ZM199 142L201 143V139L199 140ZM225 142V141H224ZM223 142V143H224ZM228 142V141H227ZM231 142H232V140H231ZM231 142H230V144H231ZM4 143H6L5 142V140H4V142L2 143L1 142V144H4ZM18 143V142H17ZM35 143V142H34ZM33 143V144H34ZM192 143H193V141H192ZM195 143H196V140H195ZM200 143H199V146H200ZM7 144H8V142H7ZM11 144V143H10ZM36 144V143H35ZM38 144V143H37ZM36 144V145H37ZM197 144V143H196ZM206 144V143H205ZM217 144H216V146H217ZM229 144V143H228ZM251 143H249L248 144V146L250 145ZM41 144H39V146H40ZM198 145V144H197ZM207 145V144H206ZM210 145V146H209ZM209 145H207V147L206 148H211V147H214V146H211V141H210V143H209ZM214 145V144H213ZM220 145V144H219ZM223 144L221 143V147H223L222 146ZM232 145V144H231ZM14 146V145H13ZM196 146V145H195ZM203 146H204V144H203ZM225 146V145H224ZM252 146V145H251ZM56 147V148H55ZM61 147V146H60ZM77 147H78V145H77ZM198 147V146H197ZM254 147V146H253ZM31 148H33V146H31ZM36 148H38V147H36ZM35 148V149H36ZM200 148H202V146L200 147ZM208 148V150H212V149H209ZM215 149H216V147H214ZM217 148H218V146H217ZM35 149H33V151L36 153V151H38L37 149H36V151H35ZM77 149V148H76ZM204 150H205V148H203ZM202 149V150H203ZM222 149V148H221ZM230 149V148H229ZM253 149V148H252ZM4 150V149H3ZM3 150H0V151H3ZM40 150H42L41 148H40ZM112 150V149H111ZM201 150V151H202ZM207 150V151H208ZM222 150H224V148L222 149ZM73 151V150H72ZM252 151V150H251ZM12 152V151H11ZM34 152H32V154L34 153ZM69 152V151H68ZM71 152V151H70ZM206 152V151H205ZM220 152H222V151H220ZM253 152V151H252ZM40 152H38V153H36V154H39ZM67 153V152H66ZM217 153V152H216ZM218 153H219V150H218ZM217 153V154H218ZM12 154V153H11ZM10 154V152H9V155L10 156H12ZM31 154V155H32ZM36 154H33V155H35L36 156ZM65 153L63 152V155H64ZM254 154V156H255V154H257L256 156H258L259 154L258 153H253ZM32 155V156H33ZM68 155V154H67ZM80 155V154H79ZM78 155V156H79ZM205 155V154H204ZM203 155V156H204ZM219 155V154H218ZM35 156H33V157H35ZM70 156H72V159L74 160V164L76 163V166L77 165H79V164H77V162H76V160L77 161H79L80 159H81V157L83 156V154H82V156H80L79 158H78V156H75V154L73 155H70ZM215 156V155H214ZM221 156V155H220ZM232 156V157H233ZM15 157H16V155H15ZM18 157V156H17ZM63 157V156H62ZM61 157V158H62ZM207 157V156H206ZM216 157H218L217 155H216ZM232 157H231V160H232ZM259 157V156H258ZM19 158V157H18ZM32 158V157H31ZM70 158V157H69ZM84 159H86V158H88L87 156H86V158L85 157H83ZM201 158H202V156H201ZM205 158V157H204ZM212 158L214 159V157L212 156ZM220 158V157H219ZM34 158H32V160H33ZM65 159V158H64ZM212 159V160H213ZM21 160V159H20ZM90 160H93L92 158L90 159ZM99 161L100 160H102V159H98ZM97 160V161H98ZM228 160V159H227ZM65 161H66V159H65ZM71 161V160H70ZM83 161V160H82ZM85 161V160H84ZM94 161H95V163H96V160L94 159ZM104 161V164H105V160H103ZM216 162H217V160H215ZM230 161V160H229ZM251 161V160H250ZM24 162H27V171H24L23 169H24V167H25V164H24ZM68 162H69V159H68ZM87 162H90V161H87ZM107 162H109V161H107ZM107 162H106V164H107ZM226 162H228V161H226ZM9 164L10 166L8 167V168H5V164ZM71 163H73V162H71ZM79 163H80V161H79ZM91 163V162H90ZM111 163V162H110ZM110 163H108V164H110ZM252 163V162H251ZM92 164V163H91ZM90 164V165H91ZM97 164V163H96ZM222 164V163H221ZM220 164V165H221ZM240 164V165H239ZM86 165V164H85ZM98 165V164H97ZM217 166H218V164H216ZM226 165V164H225ZM224 165V166H225ZM230 165V164H229ZM231 165H232V163H231ZM239 165V166H238ZM92 167L94 166V165H91ZM96 166V165H95ZM249 166V168H247ZM78 168V167H77ZM222 168V167H221ZM225 168V167H224ZM223 168V169H224ZM227 168V167H226ZM33 169H36V171H33ZM89 169V168H88ZM93 169V168H92ZM100 169H101V167H100ZM217 169H218V167H217ZM222 169V171H224V170H226V169H224L223 170ZM68 170V169H67ZM84 170H85V168H84ZM87 170V169H86ZM212 170H214V169H212ZM243 170V171H244ZM94 171V170H93ZM216 171V170H215ZM221 171V172H222ZM228 171V170H227ZM248 171V170H247ZM45 172H47V175H45ZM69 172H71V171H69ZM217 172V171H216ZM18 174L19 175V177H20V179H17V180H15L14 182H13V180H12V176H13V174ZM68 173V172H67ZM225 173V172H224ZM69 175V174H68ZM218 175H219V173L217 174V177H218ZM221 175V174H220ZM69 176H71V175H69ZM72 176H74L73 175V173H72ZM230 176V175H229ZM247 176H249V178H248V181H247V183H249V180H250V175H247ZM67 177V176H66ZM222 177H223V175H222ZM225 177H227V175H225ZM244 177V176H243ZM230 178V177H229ZM232 178H234V177H232ZM252 178V177H251ZM211 179V178H210ZM210 179H208V180H210ZM243 179V178H242ZM224 180V179H223ZM228 180V179H227ZM238 180V179H237ZM244 180V181H245ZM229 181H230V179H229ZM239 181H240V179H239ZM238 181V182H239ZM98 181L97 180H95V182H94V185L95 186H97L96 188H100L98 185H96V183H97ZM214 182V181H213ZM235 182H237V181H235ZM72 183H73V181H72ZM99 183H100V181H99ZM224 183V182H223ZM231 183V182H230ZM229 183V184H230ZM245 183V182H244ZM244 183H242L243 184V187H244ZM252 183H253V181H252ZM208 184H209V182H208ZM211 184V183H210ZM210 184H209V186H210ZM227 184H228V182H227ZM233 184H234V181H233ZM254 184V183H253ZM92 185V182L90 183V186ZM94 185H92V186H94ZM102 185V184H101ZM222 185H224V184H222ZM246 185V184H245ZM254 185H256V182H255V184ZM89 186V185H88ZM87 186V187H88ZM89 186V187H90ZM231 186V185H230ZM226 187V186H225ZM229 187V186H228ZM242 187V186H241ZM242 187V188H243ZM245 187H247L248 188V186L246 185ZM93 189H94V187H92ZM234 188V187H233ZM237 190H238V184H237ZM242 188H240L241 190H243ZM250 188H252V186H250ZM73 189H75V191L73 192ZM90 189H91V187H90ZM246 189V188H245ZM252 191L254 190V189H251ZM230 191H232V190H230ZM236 191V190H235ZM235 191H234V193H235ZM244 191V190H243ZM243 191H242V193H243ZM237 192V191H236ZM239 192V191H238ZM247 192V191H246ZM245 192V193H246ZM251 192V191H250ZM256 192V191H255ZM254 192V193H255ZM89 193V194H88ZM244 193V194H245ZM249 192H247L246 194H248ZM252 193V192H251ZM257 193V194H258ZM82 194V195H81ZM237 194V193H236ZM236 194H235V196H236ZM243 194V195H244ZM238 195V194H237ZM251 195V194H250ZM49 196H54L55 197V201H53V202H55V204H52L51 202L49 203L48 202V197ZM241 196H242V194H241ZM248 196V195H247ZM17 197L19 198V199H17ZM246 197V196H245ZM253 197V196H252ZM52 198V197H51ZM242 198H244V196L242 197ZM249 198H250V196H249ZM249 198L247 199V200H249ZM255 198V197H254ZM217 199L218 200H220L219 199V197H217ZM226 199V198H225ZM236 199H237V197H236ZM235 198H234V200H236ZM250 199H252V198H250ZM239 200H240V198H239ZM244 200V199H243ZM52 201V200H51ZM245 201V200H244ZM252 201H254V199L252 200ZM260 201V200H259ZM238 202V201H237ZM236 202V203H237ZM242 202L243 201H241L240 203H238L237 205H239V204H242ZM250 202V201H249ZM256 202H258L257 200H256ZM245 203H247L248 204V202L247 201H245ZM252 203V202H251ZM253 204V203H252ZM261 204V203H260ZM245 205V204H244ZM243 205V206H244ZM249 206L251 205V204H248ZM246 206V205H245ZM97 207V206H96ZM207 208H205V210H206ZM27 212L28 214L30 213V216H31V218L33 219V220H35L36 222H35V224L36 225H49V224H51L52 225V228L50 229L49 227H42V228H35L34 229V233H35V235L33 236V237H39V239H33V237H30V235H29V232L28 231H32V230H27V227L23 224V222H21L20 220H19V218H18V215H19V213L20 212ZM206 211H208V210H206ZM1 212V211H0ZM22 212V213H23ZM2 213V212H1ZM69 215L71 216V212H69ZM49 216H51L52 217V219L51 220H49L48 219V217ZM125 229H121V228H117V231L118 232H120V231H124ZM156 230V229H155ZM157 232H159V230L157 231ZM31 233V232H30ZM45 233H49V235H45ZM148 233H150V232H148V231H146V229L144 230V233H143V235H145V236H147V238L148 237H150V236H155L154 234H152L151 235V233H150V235L148 234ZM162 232H160V236L163 234H161ZM190 233V232H189ZM201 233H203V232H201ZM256 234V233H255ZM258 234V233H257ZM107 233H105L104 234V239H107ZM192 235V234H191ZM250 234H247V236H249ZM68 236V233H66V232H61V233H58V238H66ZM188 237H190V235H187ZM238 236V235H237ZM236 236V237H237ZM17 237H19V243H17ZM178 237V236H177ZM180 237V236H179ZM235 237V238H236ZM258 237H259V234H258ZM152 238V237H151ZM156 238V237H155ZM159 238V237H158ZM172 237H170V239H171ZM174 238H176V237H174ZM247 238V237H246ZM166 239V238H165ZM168 239V238H167ZM166 239V240H167ZM186 239H188V238H186ZM213 239V238H212ZM221 239V238H220ZM220 239H217V240H220ZM241 239L243 240V238L241 237ZM240 239V240H241ZM261 239V238H260ZM45 240H47L48 241V243L47 244H45L44 243V241ZM154 240V239H153ZM156 240V239H155ZM155 240H154V244H152V243H145V241H144V239L142 238L141 240H140V242H139V244H138V249L139 250H142V251H144V260L145 261H147V264H155V262L158 260V263H156V264H160L161 262V260H166V258H168L167 257V255L169 254V252H168V254L166 255V253L164 254V249H162V247H158V246H156V244L157 243H159L160 244V241H164V239H162V240H160V241H158V242H156V244H155ZM159 240V239H158ZM165 240V241H166ZM172 240H173V238H172ZM190 240V239H189ZM210 240V239H209ZM216 240V241H217ZM223 240V239H222ZM220 241V242H223V241ZM232 240H234V239H232ZM255 240H257V239H255ZM162 241V242H163ZM164 241V242H165ZM170 241V244H171V242L173 243V241H171V240H169ZM197 241V240H196ZM199 241V240H198ZM203 242H204V240H202ZM208 241V240H207ZM214 241V240H213ZM212 241V242H213ZM244 241V240H243ZM242 241V242H243ZM257 241H259V240H257ZM262 241V240H261ZM153 242V241H152ZM167 242V241H166ZM190 242V241H189ZM210 241H208V243H209ZM219 242V241H218ZM236 242V241H235ZM247 242V241H246ZM246 242L244 243V245L246 244ZM239 243V242H238ZM247 243H249L250 244V242H247ZM197 244V243H196ZM202 243H200V245H201ZM213 244V243H212ZM218 243L216 242V245H217ZM240 244V243H239ZM249 244H248V246H249ZM162 245V244H161ZM165 245H167V243L165 244ZM173 245V244H172ZM216 245L214 244L213 246H215L216 247ZM167 246H169V244L167 245ZM183 246H185L184 245V243H183ZM166 247V246H165ZM174 247V246H173ZM186 247V246H185ZM172 249V248H171ZM174 249V248H173ZM176 249H178V248H176ZM162 250V251H161ZM165 250H168V248L167 249H165ZM179 250V249H178ZM4 251V248L2 247V246H0V252H3ZM102 252H107V253H109V255L110 256H113V258H111V259H109V258H105V259H101V260H97V255L98 254H100V253H102ZM149 252H150V255H149ZM176 253L175 254H178L177 253V250L175 251ZM203 253H204V249H203V251H202ZM172 253H173V251H172ZM13 254H15V253H13ZM89 257H90V259H89ZM164 257H166V258H164ZM172 257V256H171ZM174 257V256H173ZM139 259V258H138ZM161 259V260H160ZM173 259H175V258H173ZM172 259V260H173ZM168 261L166 262V264H168V262H169V260H170V258L169 259H167ZM171 261V260H170ZM160 262V263H159ZM177 263H179L178 262V260L176 261ZM164 263H165V261H164ZM171 263H172V261H171ZM176 263V264H177Z\"/></svg>",
    "mask_w": 264,
    "mask_h": 264
},
{
    "label": "trees",
    "instance_id": "16d2710c",
    "mask_svg": "<svg viewBox=\"0 0 264 264\" xmlns=\"http://www.w3.org/2000/svg\"><path fill=\"white\" fill-rule=\"evenodd\" d=\"M107 144H108V142H107ZM109 145V147H111V149H113L114 151H119L120 150V148L118 147H114L113 145H111V144H108Z\"/></svg>",
    "mask_w": 264,
    "mask_h": 264
}]
</instances>
